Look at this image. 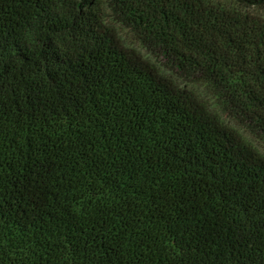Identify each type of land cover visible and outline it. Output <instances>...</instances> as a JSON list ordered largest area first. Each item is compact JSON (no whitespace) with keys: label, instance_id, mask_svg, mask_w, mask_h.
<instances>
[{"label":"trees","instance_id":"trees-1","mask_svg":"<svg viewBox=\"0 0 264 264\" xmlns=\"http://www.w3.org/2000/svg\"><path fill=\"white\" fill-rule=\"evenodd\" d=\"M104 1L264 136V26ZM105 18L97 0H0V264H264V159Z\"/></svg>","mask_w":264,"mask_h":264},{"label":"rangeland","instance_id":"rangeland-1","mask_svg":"<svg viewBox=\"0 0 264 264\" xmlns=\"http://www.w3.org/2000/svg\"><path fill=\"white\" fill-rule=\"evenodd\" d=\"M97 2L103 9L107 24L118 33L124 47L135 50L144 59L154 64L163 76L173 79L180 88L191 91L223 125L235 131L242 141L253 148L264 159V136L256 134L252 129L230 115L217 97V94L206 83L197 79H190L181 73L171 70L167 59L157 53L154 44L141 40L140 35L115 22L112 14L105 8L104 0H97ZM200 2L202 8L212 14L218 13L240 18L245 23L246 28L257 25L264 26V6L244 7L241 4L227 0H200ZM257 53L264 54V47L259 49Z\"/></svg>","mask_w":264,"mask_h":264}]
</instances>
